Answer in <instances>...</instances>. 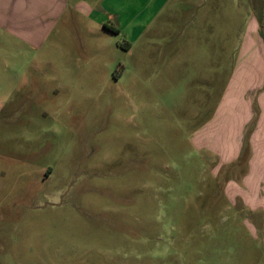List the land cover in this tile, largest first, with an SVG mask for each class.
Segmentation results:
<instances>
[{
  "label": "rangeland",
  "instance_id": "374dc122",
  "mask_svg": "<svg viewBox=\"0 0 264 264\" xmlns=\"http://www.w3.org/2000/svg\"><path fill=\"white\" fill-rule=\"evenodd\" d=\"M253 16L264 0H171L138 40L70 50L76 79L28 65L0 117V264H264V209L229 200L197 134L260 58Z\"/></svg>",
  "mask_w": 264,
  "mask_h": 264
},
{
  "label": "crops",
  "instance_id": "0c3cea01",
  "mask_svg": "<svg viewBox=\"0 0 264 264\" xmlns=\"http://www.w3.org/2000/svg\"><path fill=\"white\" fill-rule=\"evenodd\" d=\"M170 1L0 0V117L26 84L28 65L55 80L76 79L70 50L79 48L86 57L102 55L107 49L103 37L138 40L150 17ZM251 27L248 49L261 51L260 58L245 55L238 61L239 82L227 88L197 134L200 149L214 154L216 172L227 178L224 193L229 200L264 209V40L257 35L254 16Z\"/></svg>",
  "mask_w": 264,
  "mask_h": 264
},
{
  "label": "trees",
  "instance_id": "16d2710c",
  "mask_svg": "<svg viewBox=\"0 0 264 264\" xmlns=\"http://www.w3.org/2000/svg\"><path fill=\"white\" fill-rule=\"evenodd\" d=\"M262 17V16H261ZM263 19L264 18H260L259 17V24H260V26H261V23H263ZM104 27H105V29H107L108 31H110V32H112L113 34H116V35H119L120 34V31L118 30V29H116V28H113V27H111V26H109V25H104ZM125 44H128L127 42H124ZM129 45V44H128Z\"/></svg>",
  "mask_w": 264,
  "mask_h": 264
}]
</instances>
